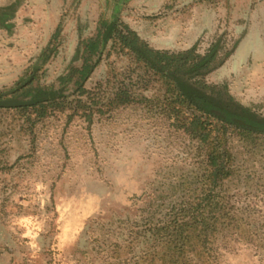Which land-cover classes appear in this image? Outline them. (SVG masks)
Instances as JSON below:
<instances>
[{"label":"rangeland","instance_id":"374dc122","mask_svg":"<svg viewBox=\"0 0 264 264\" xmlns=\"http://www.w3.org/2000/svg\"><path fill=\"white\" fill-rule=\"evenodd\" d=\"M114 18L163 49L204 53L221 39L220 54L233 50L204 79L264 110V0H0V99L22 92L11 88L47 46L34 83L68 93L64 107L47 103L42 114L0 106V264H131L132 230L151 226L157 189L192 166L188 134L153 101L161 80L104 41ZM121 82L134 99L103 105ZM258 159L242 171L251 183L229 193V241L203 257L188 252L192 264H264Z\"/></svg>","mask_w":264,"mask_h":264},{"label":"trees","instance_id":"16d2710c","mask_svg":"<svg viewBox=\"0 0 264 264\" xmlns=\"http://www.w3.org/2000/svg\"><path fill=\"white\" fill-rule=\"evenodd\" d=\"M104 24V41L111 39L112 46H119L161 80L160 97L153 101L160 108L169 107L167 115L172 118L171 125L188 134L186 146L193 155L186 175L179 174L178 167L174 184L169 183L170 189H157L152 203L156 202L157 208L145 216L151 226L132 230L130 243L135 255L128 261L131 264H192L194 256L188 252L194 251L203 257L215 248L217 240L229 241V228H232L229 193L235 186L251 183L250 174L242 173L250 157L264 160V110L239 101L225 83L204 79L233 50L220 54L221 39L204 53L196 46L170 50L154 46L118 18ZM48 48L37 57L32 71L11 88L13 92L22 90L16 98L27 101L12 107L25 111L37 106L42 114L47 103L65 106L68 93L64 86L34 83ZM87 68L84 66L81 71L82 79L89 74ZM61 78L62 81L70 79L68 75ZM82 83L83 80L80 89L88 92ZM121 84L115 96L103 105H111L112 109L115 103L126 106L134 99ZM100 110L105 113L109 109ZM262 181L257 188L264 186ZM218 232L224 233L223 238L217 237ZM141 243L145 244V250H139Z\"/></svg>","mask_w":264,"mask_h":264},{"label":"water","instance_id":"95a60500","mask_svg":"<svg viewBox=\"0 0 264 264\" xmlns=\"http://www.w3.org/2000/svg\"><path fill=\"white\" fill-rule=\"evenodd\" d=\"M27 101L20 100L18 98H6L0 99V106H13L26 103Z\"/></svg>","mask_w":264,"mask_h":264}]
</instances>
